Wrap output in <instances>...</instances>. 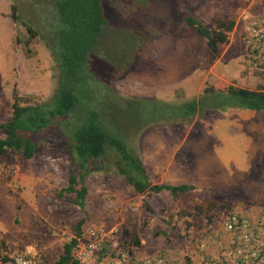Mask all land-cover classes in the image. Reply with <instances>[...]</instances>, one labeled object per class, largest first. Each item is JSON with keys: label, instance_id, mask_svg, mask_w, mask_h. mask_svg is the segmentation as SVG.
<instances>
[{"label": "rangeland", "instance_id": "obj_1", "mask_svg": "<svg viewBox=\"0 0 264 264\" xmlns=\"http://www.w3.org/2000/svg\"><path fill=\"white\" fill-rule=\"evenodd\" d=\"M13 2L20 16L16 22L11 18ZM104 5L109 24L101 44L116 68L111 83L120 95L179 103L198 97L207 87L264 90V69L249 64L242 38L249 23L264 12V0H104ZM47 7V0L0 1V122L11 118L14 101L22 106L43 104L56 91L52 55L39 36L30 38L27 31L28 26L42 30ZM187 14L208 29L215 28L217 19L234 20L228 42L218 45L217 57L210 58L207 39L183 21ZM168 67H180L181 87L168 81ZM257 111L264 116V110ZM236 112L209 109L190 121L128 128L126 144L140 159L150 183L193 185L176 200L167 190L135 191L117 173L115 153L108 151L106 166L83 178L87 194L81 209L73 201L75 193L64 190L69 141L58 130L40 137L30 159L8 150L0 156V253H22L53 264L65 242L75 236L82 240L95 228L107 253L130 245L138 253L166 251L192 260L206 253L215 256L219 234L213 232L228 212L244 215L239 205L248 212L264 211L256 198L264 197L258 192L264 183L255 179L260 166L229 171L231 152L221 144V131L214 133L217 124H226ZM249 127L253 138L245 157L255 163L252 154L264 153V120L250 122ZM197 201L215 207L199 211L194 207ZM80 218L85 221L77 235ZM200 239H207L204 251L197 247Z\"/></svg>", "mask_w": 264, "mask_h": 264}, {"label": "trees", "instance_id": "obj_2", "mask_svg": "<svg viewBox=\"0 0 264 264\" xmlns=\"http://www.w3.org/2000/svg\"><path fill=\"white\" fill-rule=\"evenodd\" d=\"M44 11L46 25L40 30L27 27L30 38L39 36L54 60L57 86L52 98L38 105L22 106L12 103L11 118L0 122V156L12 149L24 159L34 156L40 137L51 129L58 130L69 141L70 169L66 192H74L73 199L81 209L87 189L83 178L94 168L106 166L108 151L115 153L113 162L138 193L167 190L174 200L193 189L189 184H154L140 159L127 146L128 128L166 121H190L206 110L250 109L264 110V90H251L228 86L223 90L205 88L196 98L179 103L157 98H126L112 86L116 68L106 58L101 37L108 27L104 0H47ZM16 3L11 4V18L20 19ZM183 21L200 36L207 39L210 58L217 57L218 45L228 42V32L234 20L217 19L214 29H208L193 15L182 16ZM129 62V61H128ZM79 182V183H78ZM79 184V188L76 185ZM212 204L197 201L195 209L211 210ZM212 207H215L212 206ZM211 215V214H210ZM210 215L208 216L210 218ZM85 218L76 224V234L81 235ZM78 238L63 244L58 259L53 264H79L74 258ZM136 245L138 239L134 240ZM3 258L6 259V256Z\"/></svg>", "mask_w": 264, "mask_h": 264}, {"label": "built area", "instance_id": "obj_3", "mask_svg": "<svg viewBox=\"0 0 264 264\" xmlns=\"http://www.w3.org/2000/svg\"><path fill=\"white\" fill-rule=\"evenodd\" d=\"M246 59L253 67L264 69V12L252 20L243 33ZM213 234L217 237L218 253H207L198 259L187 258L166 251L138 253L130 245L106 252L101 245L99 230L89 229L74 250L79 264H264V211L241 215L230 211ZM82 237V236H81ZM207 239H200L197 247H207ZM6 256V259L3 258ZM0 264H41L22 253H0Z\"/></svg>", "mask_w": 264, "mask_h": 264}, {"label": "crops", "instance_id": "obj_4", "mask_svg": "<svg viewBox=\"0 0 264 264\" xmlns=\"http://www.w3.org/2000/svg\"><path fill=\"white\" fill-rule=\"evenodd\" d=\"M214 25H215V21H214ZM168 68L169 70L166 71V74L171 75V78L168 79V81L171 83H175L173 87H177V88L181 87L180 85H182V81L180 82L178 79V75H181V73L177 74V72L180 70V67H177L176 71L173 68L171 69L170 67ZM233 111L235 112L237 111L233 116V118L229 116L226 124L224 123L217 124L215 126L216 130L214 129V133L215 131L216 132L221 131V133H219L222 140L221 144H226L227 148L229 149V152H231L230 155H228V159L226 161L227 168L229 171L236 170L237 172L238 171L245 172L249 168V166L254 165L256 167L258 165L260 166L259 168L260 176L256 177L255 179H260L264 183V153L262 152L261 154V152L255 151V153L252 154L256 160L255 163L250 162V160L248 161L247 158L245 157L249 155L247 151L251 145L250 144L251 139L253 138V134L251 133L252 128L249 127L250 122H256V123L263 122L264 116H262V114H258L257 110L233 109ZM258 118L259 120L257 122ZM258 192L259 194L262 193L264 194V190H258ZM256 198H259L257 200L258 202L264 204V199H263L264 197L256 196ZM239 207L242 209L244 214L254 213V212H248L250 211L249 208L243 207L241 205H239Z\"/></svg>", "mask_w": 264, "mask_h": 264}]
</instances>
